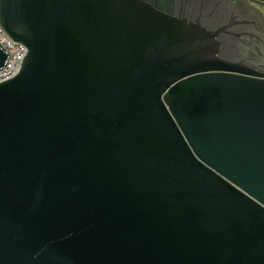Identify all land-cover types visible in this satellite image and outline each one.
I'll use <instances>...</instances> for the list:
<instances>
[{"label": "water", "instance_id": "1", "mask_svg": "<svg viewBox=\"0 0 264 264\" xmlns=\"http://www.w3.org/2000/svg\"><path fill=\"white\" fill-rule=\"evenodd\" d=\"M242 21L217 0H0L26 47L0 82V264H264Z\"/></svg>", "mask_w": 264, "mask_h": 264}, {"label": "flooded vegetation", "instance_id": "2", "mask_svg": "<svg viewBox=\"0 0 264 264\" xmlns=\"http://www.w3.org/2000/svg\"><path fill=\"white\" fill-rule=\"evenodd\" d=\"M222 6L233 8L241 17L242 24L234 29L235 35L232 42V53L236 59H251L247 64L253 69L264 72L259 67L264 62V29L257 22L258 11L246 0H217ZM262 61V63H261Z\"/></svg>", "mask_w": 264, "mask_h": 264}, {"label": "built area", "instance_id": "3", "mask_svg": "<svg viewBox=\"0 0 264 264\" xmlns=\"http://www.w3.org/2000/svg\"><path fill=\"white\" fill-rule=\"evenodd\" d=\"M0 46L9 53L6 65L0 69V82L11 78L20 68L26 47L13 41L0 25Z\"/></svg>", "mask_w": 264, "mask_h": 264}, {"label": "rangeland", "instance_id": "4", "mask_svg": "<svg viewBox=\"0 0 264 264\" xmlns=\"http://www.w3.org/2000/svg\"><path fill=\"white\" fill-rule=\"evenodd\" d=\"M260 1L264 2V0H260ZM252 7H255L259 11V13L261 14L263 23H264V7L258 6V5H252Z\"/></svg>", "mask_w": 264, "mask_h": 264}]
</instances>
